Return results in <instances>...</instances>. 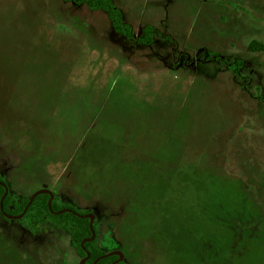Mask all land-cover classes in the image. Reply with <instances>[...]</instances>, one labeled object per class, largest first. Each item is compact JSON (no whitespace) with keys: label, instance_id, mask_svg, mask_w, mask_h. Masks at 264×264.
<instances>
[{"label":"rangeland","instance_id":"obj_1","mask_svg":"<svg viewBox=\"0 0 264 264\" xmlns=\"http://www.w3.org/2000/svg\"><path fill=\"white\" fill-rule=\"evenodd\" d=\"M112 4L134 40L85 6L0 0L7 193L89 211L125 264H264V0ZM33 229L0 217V264H78Z\"/></svg>","mask_w":264,"mask_h":264},{"label":"trees","instance_id":"obj_2","mask_svg":"<svg viewBox=\"0 0 264 264\" xmlns=\"http://www.w3.org/2000/svg\"><path fill=\"white\" fill-rule=\"evenodd\" d=\"M67 3H71L74 6H85L87 9L93 11L103 12L110 24L111 29L117 34L122 36L123 39L132 40L133 33L130 25L123 22L119 10L112 4V0H62ZM155 30L153 27L146 25L140 29L139 36L136 39V44L139 47H149L154 44ZM134 40V39H133ZM248 51L250 53L263 52L264 47L258 43L252 42L248 45ZM236 67H242V63L237 61L233 62ZM0 182L4 184L3 179L0 177ZM4 193V188L0 186V199ZM29 199V198H28ZM28 199H18L7 193L2 206L3 212L10 216H18L25 208ZM49 196L41 194L34 198L31 204L28 206L23 217L18 220V224L25 231L34 230L33 227L42 226L45 224L50 225L52 228L62 231L68 235V241L70 246L74 249L78 263L85 257V251L89 253V258L84 264H92L93 261L106 253H104L96 244V236L98 233V225L96 221H93L92 229L95 233V238L91 242L84 243L82 249L80 242L84 239L90 238L89 220L82 219L76 215L66 212L61 214H51L48 207ZM59 201L54 195L50 204V210L53 213H57L60 210H70L78 215L89 214V211L78 212L74 208L64 204H59ZM0 217L2 215L0 214ZM4 219V218H3ZM117 260V256H112L99 260L96 264H112ZM118 264H125L123 261Z\"/></svg>","mask_w":264,"mask_h":264},{"label":"water","instance_id":"obj_3","mask_svg":"<svg viewBox=\"0 0 264 264\" xmlns=\"http://www.w3.org/2000/svg\"><path fill=\"white\" fill-rule=\"evenodd\" d=\"M0 186H2L4 188V193H3V195H2V197L0 199V214L2 215V217L4 219H6V220H12V221H18V220H20L23 217L24 213L26 212L28 206L34 200V198H36L37 196H39L41 194H46V195L49 196V199H48V202H47V207H48V209H49V211H50L51 214H61V213L70 212V213L76 215L79 218L88 219L89 220V224L88 225H89V229H90L91 236H90V238L84 239V240H82L80 242V247L82 249H84L83 248L84 243L91 242L95 238V233H94V231L92 229V224H93V218L94 217L91 214L78 215V214H76L74 212H71L70 210H67V209L60 210L57 213L51 212V210H50V204H51V202L53 200V195H52V193L50 191H48L46 189V187H42V189H40L37 192H35L28 199V202H27L25 208L23 209V211H22V213L20 215H18V216H10V215H7L6 213L3 212V206H2L3 200H4L5 196L7 195V189L5 188V185L3 183H1V182H0ZM112 256H117V260L114 261L112 264H118V263H120V262L123 261V255L121 253H119V252H110V253H106L105 255H103V256L95 259L92 264H96L99 260L104 259V258H108V257H112ZM88 258H89V253L85 251V257L83 259H81L78 264H84L88 260Z\"/></svg>","mask_w":264,"mask_h":264},{"label":"flooded vegetation","instance_id":"obj_4","mask_svg":"<svg viewBox=\"0 0 264 264\" xmlns=\"http://www.w3.org/2000/svg\"><path fill=\"white\" fill-rule=\"evenodd\" d=\"M137 39V38H136ZM135 43H136V40H135ZM137 46V45H136ZM186 61H187V58H186Z\"/></svg>","mask_w":264,"mask_h":264}]
</instances>
